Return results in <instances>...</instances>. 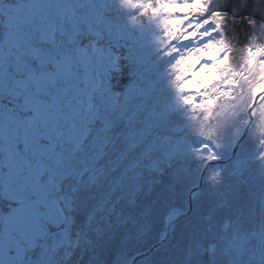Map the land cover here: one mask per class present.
Instances as JSON below:
<instances>
[{
    "label": "snow or ice",
    "instance_id": "1",
    "mask_svg": "<svg viewBox=\"0 0 264 264\" xmlns=\"http://www.w3.org/2000/svg\"><path fill=\"white\" fill-rule=\"evenodd\" d=\"M140 7L133 0H0V41L10 49L0 61V264H139L141 253L127 249L137 226L151 231L152 199L189 179L188 150L183 142L174 147L169 111L153 108L143 86L144 45L124 19L131 16L125 8ZM190 36L196 32L181 39ZM76 81L88 85L86 93ZM255 162L254 169L236 162L226 192L219 170L209 178L211 193L189 189L196 215L188 226L166 217L180 257L166 254L156 264H264V151Z\"/></svg>",
    "mask_w": 264,
    "mask_h": 264
},
{
    "label": "trees",
    "instance_id": "2",
    "mask_svg": "<svg viewBox=\"0 0 264 264\" xmlns=\"http://www.w3.org/2000/svg\"><path fill=\"white\" fill-rule=\"evenodd\" d=\"M140 2L141 0H133L136 4ZM196 2L197 0H143V8H125L124 12L131 13V16L126 15L124 19L130 28H135L136 35L144 45L149 71L145 74L143 86L148 87L147 97L154 101L153 108L158 106V110L169 111L168 132L173 136L172 139L175 141L182 137L184 142L191 143L205 138L208 143H219L221 146L218 147V155L226 158L231 153L222 152L227 135L246 120V116L240 117L238 113L241 110L247 112L253 96L252 90L261 87L264 81V65L260 63L264 60V23L250 25L247 22L249 18L259 21L264 17V0H198L204 5L203 9L188 7L180 11L175 7ZM185 16L187 20L175 23ZM196 23H200L202 27L196 28ZM193 31L196 36L181 39ZM203 31H208L209 36H200L199 33ZM173 44L178 52H171L170 46ZM7 51L10 52V49ZM209 52L215 55L216 60L224 59V63L218 64L205 55ZM5 53V46L0 41V61ZM205 64L213 67L200 71ZM194 72L199 75H193ZM197 84L201 87L197 88ZM219 88L229 89V96L221 95ZM182 91L187 92L189 102H183L174 108L178 94ZM208 101L211 103H207ZM176 128L180 131L177 132ZM251 145L248 141L244 143L241 154L248 153L252 149ZM210 157L208 149L189 152V179L178 186L175 192L165 191L155 199L149 198L152 199L153 211L147 223L151 231L141 233L140 226H137L135 238L127 249L130 254L147 250L160 240L159 234L165 231L166 217L179 211L178 208L173 211V207L188 209L189 189L199 183L202 169ZM249 157L252 158L253 155ZM238 160L235 158L224 165L212 164L207 168L209 178L217 170L221 172L225 180L222 192L227 191L228 184L235 182L236 178L231 177L230 173ZM202 190L206 194L213 191L210 179ZM252 191L257 192V189L253 188ZM195 215L196 212L192 211L191 215L178 224L186 228ZM174 244L175 241L170 236L168 242L158 247L147 259H140L139 264H156L166 254L169 260L179 259L180 246ZM114 258L119 260V251L114 254Z\"/></svg>",
    "mask_w": 264,
    "mask_h": 264
},
{
    "label": "rangeland",
    "instance_id": "3",
    "mask_svg": "<svg viewBox=\"0 0 264 264\" xmlns=\"http://www.w3.org/2000/svg\"><path fill=\"white\" fill-rule=\"evenodd\" d=\"M44 2H49V0H44ZM51 2H55V0H51ZM73 2L79 3V2H81V0H73ZM140 4L143 5V0H141ZM143 7H144V5H143ZM163 57L165 58V56H162V58ZM166 58H168V57H166ZM73 87L76 90H78L80 93H86L87 90H88V85L85 84L84 87H81L79 81H76L75 84L73 85ZM256 89H257V91L260 90V88H254L252 90V92H251L252 95H253L254 91H256ZM218 91H219V93H222L221 95H223V96H225V95L226 96H229V93H230L229 89L223 90L222 88H219ZM185 98H187V103H188L189 102V98H188L187 92L186 91L180 92L178 94V97H177V99H176L173 107L176 108L178 106V104L180 105L183 102H186ZM243 115L246 116V119H247V113H244L243 110L239 111L238 116L241 117ZM254 116H255L254 121L257 120V128H255L254 131H253V143H252V146L254 145V147H253L252 150H254L253 152H261L263 150H261L260 147H264V146H261L262 144H264V143H262V142H264V105L262 106L260 113L257 115V113L255 112V115ZM256 116H258L257 119H256ZM242 130L243 129H242V124H241V126H239L236 129H234V131L231 134L227 135L226 143H224V146L222 148V152L223 153H229V151L234 146L236 140L241 135ZM200 140L202 142L200 144V147L209 148V151H211L210 152V155L211 156H214V157H216V156L218 157L217 154L219 153V149H218V147H216V144H213L211 146L210 145H205V142H206V139L205 138H199L198 140H196V142H198ZM182 142L184 143L186 149L188 150V153L189 152H192L193 150H199L196 147L199 143L192 144L193 145L192 146L191 144L185 143L181 139H179L177 142L174 143V147L177 150H179L181 148ZM203 143H204V145H202ZM253 152H250V153H253ZM245 154H247V153H245ZM245 154L244 153L241 154L238 159L239 160H243V158L246 157V156H244ZM0 166H2V164H0ZM249 167L250 168H256L257 167L256 162L255 161L254 162H249ZM206 179H207V182H208L209 181V177L206 176ZM174 259H176V258H174Z\"/></svg>",
    "mask_w": 264,
    "mask_h": 264
},
{
    "label": "water",
    "instance_id": "4",
    "mask_svg": "<svg viewBox=\"0 0 264 264\" xmlns=\"http://www.w3.org/2000/svg\"><path fill=\"white\" fill-rule=\"evenodd\" d=\"M261 92H262V91H261ZM261 92L258 93V95H257V97H256V100H257V98L261 95ZM256 100H255L254 103L252 104V107H251V108H253V107L255 106L254 104L256 103ZM247 126H248V125H247ZM236 152H237V147L234 149V154H236ZM202 186H203V181L201 180L200 184L198 185V189H199L200 187H202ZM191 211H192V210L189 209V210L186 212V215H184V216H182V217L175 215V216H173L171 219H173V220H175L176 222H178L180 219H182V218L186 217L187 215H189V214L191 213ZM166 231H168L169 234H170V228L168 227V225H167V230H166ZM165 240H166V239L161 240L159 243L153 245L152 248H151L150 250L141 253V255H140L139 257H137V260H139L140 258H143V257H145V256H147V255H149L151 252L154 251V249H155L157 246H159L160 244H162L163 242H165Z\"/></svg>",
    "mask_w": 264,
    "mask_h": 264
},
{
    "label": "bare ground",
    "instance_id": "5",
    "mask_svg": "<svg viewBox=\"0 0 264 264\" xmlns=\"http://www.w3.org/2000/svg\"><path fill=\"white\" fill-rule=\"evenodd\" d=\"M252 114H254V110H252Z\"/></svg>",
    "mask_w": 264,
    "mask_h": 264
}]
</instances>
